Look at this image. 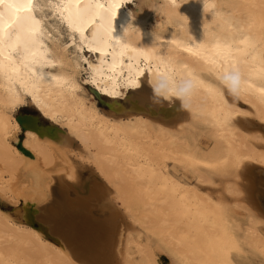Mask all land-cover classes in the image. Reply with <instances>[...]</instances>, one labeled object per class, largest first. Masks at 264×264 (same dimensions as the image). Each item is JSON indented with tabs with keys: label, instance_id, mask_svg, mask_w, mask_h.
Segmentation results:
<instances>
[{
	"label": "bare ground",
	"instance_id": "1",
	"mask_svg": "<svg viewBox=\"0 0 264 264\" xmlns=\"http://www.w3.org/2000/svg\"><path fill=\"white\" fill-rule=\"evenodd\" d=\"M129 2L0 5V264H264V0Z\"/></svg>",
	"mask_w": 264,
	"mask_h": 264
},
{
	"label": "snow or ice",
	"instance_id": "2",
	"mask_svg": "<svg viewBox=\"0 0 264 264\" xmlns=\"http://www.w3.org/2000/svg\"><path fill=\"white\" fill-rule=\"evenodd\" d=\"M77 5H79L80 0H75ZM0 5H3L8 10V27H13V32L9 34V40L11 41L12 36L16 37L18 43H20L21 47L26 51L28 42H29V23L32 20V17L28 14L31 11V0H27L26 3H18L14 2V0H0ZM119 8H122V5H116ZM130 7V5H129ZM25 12V15H19V13ZM115 15V13L113 14ZM119 15L122 19L116 21V27L113 29L114 36L113 39L119 43L124 39L125 29L127 23L131 19V13L127 11V9H123L119 12ZM3 17V14L0 13V18ZM3 29H0L2 32ZM150 35V34H149ZM240 43H246L245 40H241ZM215 48V55L223 60V61H232L235 60L234 51L235 52H244L243 49H235L233 50L232 46L229 44L221 45L217 43L214 45ZM190 51V49H189ZM215 63V61H212ZM225 80H230L233 85V91L237 90V86L240 82V74L238 71L233 70L231 74H226L223 77ZM259 85L258 87L256 84H249V87H256V90L260 93L264 94V69H261L260 74L258 75ZM190 86V85H189ZM186 90V89H182ZM166 99L170 97H165Z\"/></svg>",
	"mask_w": 264,
	"mask_h": 264
},
{
	"label": "rangeland",
	"instance_id": "3",
	"mask_svg": "<svg viewBox=\"0 0 264 264\" xmlns=\"http://www.w3.org/2000/svg\"><path fill=\"white\" fill-rule=\"evenodd\" d=\"M141 4V0H133V2H129L128 4H127V6H129L130 5V9H132V10H135V9H137L138 8V6ZM47 20H48V22L50 23H52L54 20H55V18L53 17V16H49L48 18H47ZM67 33L65 32V31H61V35H60V38H61V40H62V42L63 43H65V42H68L69 41V37H68V34L66 35ZM69 49H71V47H69ZM85 54H87V56H90V52L89 51H85ZM86 74L85 73H82V75H81V82L83 81V87L85 88V89H87L88 90V86H86V84H85V82H86ZM145 84L143 83V85H142V83L140 84V86L138 87V88H135L136 90H138V89H140L142 86H144ZM135 89H130L128 92H127V94H125V96H123V97H119L118 98V100L119 101H125L126 99H127V97L129 96V94L131 93V92H133V91H135ZM97 105L99 106V103H98V101H97ZM14 115H15V117L16 116H18V115H33V116H37V117H39L40 116V114H39V112L34 108V106H32L30 103H29V100H26L24 103H23V105H21L20 106V108H18L17 109V111L14 113ZM40 118V117H39ZM42 118V117H41ZM42 120H47V119H45V118H43ZM55 126H57V127H60L59 125H57V124H55ZM19 134V136H18V142L20 141V137L22 136V131H20V133H18ZM76 148V147H75ZM77 149V148H76ZM81 165V164H80ZM177 174H179L181 177H183V178H185V179H187V180H189L190 181V183L191 184H194L195 183V181L193 182V179H192V177L190 176V175H185V174H182V172L181 171H177ZM218 190H219V188H218ZM220 191V190H219ZM218 191V192H219ZM213 194H215L216 195V192H214ZM160 259H161V261L164 263V264H171V263H169L170 262V260L169 259H167L166 257H164V256H160ZM252 264H257L255 261H253L252 262Z\"/></svg>",
	"mask_w": 264,
	"mask_h": 264
},
{
	"label": "water",
	"instance_id": "4",
	"mask_svg": "<svg viewBox=\"0 0 264 264\" xmlns=\"http://www.w3.org/2000/svg\"><path fill=\"white\" fill-rule=\"evenodd\" d=\"M28 116L31 117V115H23V117H19L18 121L20 122V124H22L25 121V117H28Z\"/></svg>",
	"mask_w": 264,
	"mask_h": 264
}]
</instances>
